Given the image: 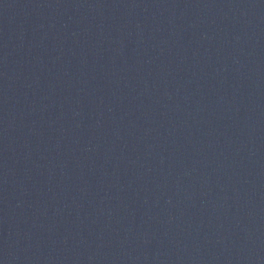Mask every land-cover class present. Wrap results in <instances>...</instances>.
Here are the masks:
<instances>
[{
    "label": "water",
    "instance_id": "water-1",
    "mask_svg": "<svg viewBox=\"0 0 264 264\" xmlns=\"http://www.w3.org/2000/svg\"><path fill=\"white\" fill-rule=\"evenodd\" d=\"M0 264H264V0L0 16Z\"/></svg>",
    "mask_w": 264,
    "mask_h": 264
}]
</instances>
